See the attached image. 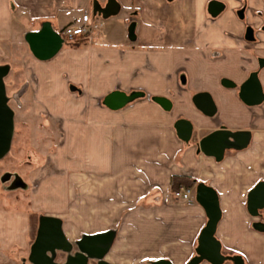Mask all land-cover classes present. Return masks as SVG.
<instances>
[{
    "label": "crops",
    "instance_id": "1",
    "mask_svg": "<svg viewBox=\"0 0 264 264\" xmlns=\"http://www.w3.org/2000/svg\"><path fill=\"white\" fill-rule=\"evenodd\" d=\"M85 10L99 16L94 37L64 41L49 59L33 54L28 34L46 25L60 34L65 26L79 24ZM15 29L23 32L33 57H28L32 85L37 91L48 86L47 101L43 92H36L33 111H47L66 133L54 164L110 180L113 189L123 186L122 195L174 174L194 181L206 175L213 181L199 183L214 187L220 198L223 215L217 238L223 253L241 255L246 264L264 263L261 234L249 238L239 209L243 206L227 199L231 194L226 191L237 181L248 187V197L264 182V101L248 106L239 97L252 73L264 91V0H0V54L7 55ZM114 91L137 97L112 110L104 99ZM201 92L211 94L217 107L213 116L195 106L193 98ZM154 97L169 99L172 108L164 109ZM181 119L192 124L186 141L176 128ZM219 129L251 131L250 142L243 149H226L220 161L206 156L199 142ZM232 167L240 170V177L228 171ZM224 207L236 208L227 214ZM190 209L184 226L171 232L172 243H181L180 252L171 248L161 258L172 264H188L197 255L207 216L200 205ZM43 216L58 217L42 214L25 220L21 213L0 214V264H14L9 255L31 249ZM10 218L14 232L8 237L2 229ZM242 244L244 249L236 247ZM227 247L232 250L225 251Z\"/></svg>",
    "mask_w": 264,
    "mask_h": 264
},
{
    "label": "rangeland",
    "instance_id": "2",
    "mask_svg": "<svg viewBox=\"0 0 264 264\" xmlns=\"http://www.w3.org/2000/svg\"><path fill=\"white\" fill-rule=\"evenodd\" d=\"M13 33L15 34L9 36L7 55L0 54V63L10 65L5 84L9 104L15 111V134L11 150L0 160V214L4 211L21 213L25 220L30 216L35 219L42 214H54L63 221V229L74 245L73 250L84 235L114 230L116 237L107 255V260L114 264H152L170 254L171 248L180 252L181 243H172L171 232L183 221V224L186 223L187 217L192 214L191 207L199 205L195 196L188 203L176 197L175 192L185 187L191 188L196 195L199 182L213 180L206 175L197 177V181H194L192 176L174 174L170 179L160 178L155 186H149L145 190L137 186L122 195L123 186L113 189L109 184L110 180L71 168L66 170L64 163L54 164L55 159L58 160L57 156L60 158V145L66 133L62 131L59 121H55L47 111L41 114L33 111L36 92H43L41 96L47 101L48 86L46 84L37 91L35 85H32L33 67L31 60H28L30 55L32 57L30 48L21 29H15ZM228 171L240 170L232 167ZM233 174L236 178L240 177L239 172ZM176 176L185 177L178 187ZM226 191L231 194L227 199L233 202L239 200L243 206L239 209L242 208L249 238L261 234L259 237L262 236L264 241V229L260 230L257 226L259 223L264 224V209L260 210L262 216L250 215L246 207L248 187L235 181ZM224 208L229 214L236 207ZM181 211L183 214H178ZM173 214H176L175 219L171 218ZM5 223L2 231H6L10 237L14 232L11 225L13 219L10 218ZM184 230L186 233L188 228ZM186 235L188 234L184 237ZM258 241L261 243V239ZM258 246L261 247L260 244ZM236 247L244 249L245 245ZM230 250L232 249L228 247L225 249L227 252ZM24 251L26 252H21L22 254L13 252L9 255L13 258L10 261L20 264V258L23 257L24 262L30 264V249ZM188 251L184 254V260L188 258ZM190 251L194 253L193 249ZM177 254L182 255L175 253ZM64 256H59V260L64 259Z\"/></svg>",
    "mask_w": 264,
    "mask_h": 264
},
{
    "label": "water",
    "instance_id": "3",
    "mask_svg": "<svg viewBox=\"0 0 264 264\" xmlns=\"http://www.w3.org/2000/svg\"><path fill=\"white\" fill-rule=\"evenodd\" d=\"M33 54L39 59H49L57 54L64 43L59 33L49 25L44 26L41 31L30 33L26 37ZM10 72V65H0V160L11 150L15 134V111L9 104V97L5 84V78ZM232 83H230L231 85ZM233 85V84H232ZM137 94H127L114 91L104 99V105L112 110H119L133 101ZM239 97L248 106L259 105L264 101L263 87L257 73H252L247 81L240 87ZM153 101L164 109L170 110L172 102L164 97H154ZM195 106L206 116H213L217 107L208 92H201L194 96ZM178 135L183 140H189L192 134V124L187 120H179L176 123ZM251 139L250 131H229L225 129L216 130L203 137L199 142V148L206 156L214 157L218 161L223 159L227 148L236 147L243 149L247 147ZM197 203L204 209L207 222L198 237L197 255L188 264H200L204 261L210 264H224L233 261L234 264H245L241 255L227 256L222 251V243L217 238L218 225L222 219V208L217 190L205 183L196 186ZM247 209L253 217L259 216V210L264 209V182H259L252 188L247 197ZM260 230L264 224H257ZM116 237L114 230L84 235L78 242V251L75 255L68 257L64 263L55 260L58 252L71 253L74 246L68 239L63 222L59 217L43 216L37 237L30 249L29 260L31 264H89V260H98V264H114L107 260ZM152 264H172L171 261L160 259Z\"/></svg>",
    "mask_w": 264,
    "mask_h": 264
},
{
    "label": "built area",
    "instance_id": "4",
    "mask_svg": "<svg viewBox=\"0 0 264 264\" xmlns=\"http://www.w3.org/2000/svg\"><path fill=\"white\" fill-rule=\"evenodd\" d=\"M100 29L99 16L85 10L79 24H70L65 26L60 35L66 42L77 41L79 37H94ZM175 196L185 200L188 203L194 198V191L191 188L182 187L175 192Z\"/></svg>",
    "mask_w": 264,
    "mask_h": 264
},
{
    "label": "flooded vegetation",
    "instance_id": "5",
    "mask_svg": "<svg viewBox=\"0 0 264 264\" xmlns=\"http://www.w3.org/2000/svg\"><path fill=\"white\" fill-rule=\"evenodd\" d=\"M226 130V129H225ZM243 131H246V130H243ZM233 132H236V131H233ZM251 132V131H250ZM227 149H232V150H237L238 148H236V147H230V148H227ZM226 151V150H225ZM224 155H225V152H224ZM259 216H262V213L260 212V210H259ZM74 246V245H73ZM77 251H78V247H77V243H76V248H75V250H73V252H71V253H64V252H58L57 254H56V256H55V260L57 261V262H59V263H64V262H66L67 261V259H68V257L69 256H71V255H75L76 253H77ZM64 254H65V256H64ZM61 255H63L64 256V259H60L59 260V256H61ZM226 255V254H225ZM227 256H235V255H227ZM29 257H30V253H29V255H28V261L30 262V260H29ZM244 259V258H243ZM20 260H21V262H20V264H26L24 261H25V259L23 258V257H21L20 258ZM228 262H230L231 264H234L233 263V261H226L225 263H228ZM30 264H31V262H30ZM89 264H98V260H95V259H91V260H89ZM246 264V263H245Z\"/></svg>",
    "mask_w": 264,
    "mask_h": 264
},
{
    "label": "trees",
    "instance_id": "6",
    "mask_svg": "<svg viewBox=\"0 0 264 264\" xmlns=\"http://www.w3.org/2000/svg\"><path fill=\"white\" fill-rule=\"evenodd\" d=\"M184 179H185V177H181V176H176L175 177V180L177 181V185H176V187H178L180 184H182L183 182H184Z\"/></svg>",
    "mask_w": 264,
    "mask_h": 264
}]
</instances>
